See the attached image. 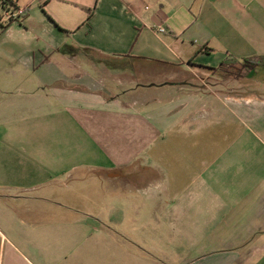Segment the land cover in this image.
<instances>
[{"label": "crops", "instance_id": "0c3cea01", "mask_svg": "<svg viewBox=\"0 0 264 264\" xmlns=\"http://www.w3.org/2000/svg\"><path fill=\"white\" fill-rule=\"evenodd\" d=\"M5 4L0 264H264V0Z\"/></svg>", "mask_w": 264, "mask_h": 264}, {"label": "built area", "instance_id": "2783aa9c", "mask_svg": "<svg viewBox=\"0 0 264 264\" xmlns=\"http://www.w3.org/2000/svg\"><path fill=\"white\" fill-rule=\"evenodd\" d=\"M6 1V0H5ZM26 15V10L24 8L15 6V5H6L2 9L0 16V22L10 24L23 20ZM160 32H165L164 29H160Z\"/></svg>", "mask_w": 264, "mask_h": 264}, {"label": "trees", "instance_id": "16d2710c", "mask_svg": "<svg viewBox=\"0 0 264 264\" xmlns=\"http://www.w3.org/2000/svg\"><path fill=\"white\" fill-rule=\"evenodd\" d=\"M258 64L257 63H252L250 60H248V59H245V60H243V63H242V67H246V68H254V67H256ZM232 69V68H231ZM229 70V73H231V74H239L240 72H241V69L240 68H238L236 71H237V73H235L233 70ZM233 69H236V68H233ZM239 72V73H238Z\"/></svg>", "mask_w": 264, "mask_h": 264}, {"label": "rangeland", "instance_id": "374dc122", "mask_svg": "<svg viewBox=\"0 0 264 264\" xmlns=\"http://www.w3.org/2000/svg\"><path fill=\"white\" fill-rule=\"evenodd\" d=\"M234 67H232V69L231 70H233L235 73H237V71H236V69H233ZM199 84H201V83H199ZM205 84H208L207 82H205ZM202 85V84H201Z\"/></svg>", "mask_w": 264, "mask_h": 264}]
</instances>
